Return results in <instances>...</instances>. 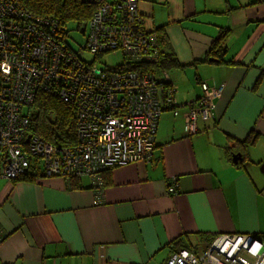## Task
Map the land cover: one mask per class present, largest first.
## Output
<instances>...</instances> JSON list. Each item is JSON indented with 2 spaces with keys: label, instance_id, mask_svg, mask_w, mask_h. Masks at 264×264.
<instances>
[{
  "label": "crops",
  "instance_id": "0c3cea01",
  "mask_svg": "<svg viewBox=\"0 0 264 264\" xmlns=\"http://www.w3.org/2000/svg\"><path fill=\"white\" fill-rule=\"evenodd\" d=\"M139 7L148 28L165 26L181 62L204 58L229 27L226 58L242 63L169 70L180 108L161 114L153 162L107 171L112 183L101 190L88 176L77 189L59 176L1 177L0 264H164L186 233L194 243L222 233L264 242V0H140ZM203 81L225 86L213 117L189 134L182 113ZM252 130L258 138L250 159L235 166L224 147ZM174 178L178 192L171 194Z\"/></svg>",
  "mask_w": 264,
  "mask_h": 264
},
{
  "label": "built area",
  "instance_id": "2783aa9c",
  "mask_svg": "<svg viewBox=\"0 0 264 264\" xmlns=\"http://www.w3.org/2000/svg\"><path fill=\"white\" fill-rule=\"evenodd\" d=\"M93 1L99 7L87 40L94 51L105 47L100 36L112 35L106 24L110 14L122 10L126 17L131 15L132 23L137 16L142 22L140 0ZM18 3L0 0V177L20 176L37 158L52 175H92L96 180L102 179L101 171L118 162L152 161L161 114L167 107L179 113L178 107L173 108L178 103L176 97L165 93L153 71L108 72L110 67L79 63L68 49V41H61L63 36L57 40L56 30L47 33L44 29L52 26L49 16H32ZM132 25L123 29L120 49L128 56L142 52L144 59L151 58L157 33ZM112 46H117L115 38ZM224 86L201 83V95L183 112L187 133H196L200 121L213 117L215 99ZM40 91L50 92L76 108L78 134L71 147H58L30 129L26 105L33 103ZM89 154L91 159H85ZM168 192H178L176 178ZM165 264H264V242L252 234L222 233L199 253L174 249Z\"/></svg>",
  "mask_w": 264,
  "mask_h": 264
},
{
  "label": "trees",
  "instance_id": "16d2710c",
  "mask_svg": "<svg viewBox=\"0 0 264 264\" xmlns=\"http://www.w3.org/2000/svg\"><path fill=\"white\" fill-rule=\"evenodd\" d=\"M20 9H27L31 12L32 16H49L52 19V26H46L44 29L47 33L52 30H56L54 37L58 40L60 36H63L62 42L68 41L67 47L77 57L78 62L86 65H94L105 69L110 67L111 71L108 72H123L122 70H128V72L149 70L153 71L156 75L161 86H164L165 93L170 92L175 96L173 92L174 85L171 79L166 76L169 70L175 68H184L189 64L196 65L198 63L210 62L217 65H240L241 61H235L233 59H227L228 51V39L231 35L232 29L229 27H223L220 34L213 40L210 47L207 49L205 57L199 60H194L189 63L181 62L175 54L170 40L167 36L165 26H160L157 29H151L157 33L155 46L150 48V51L155 53L151 58L144 59L142 52H137L135 55L128 56L123 50L120 49V45L123 43L122 31L127 26H133V23L147 27L146 14L139 10V14L142 15V22H139L137 17L131 22V15L126 17L122 10H117L108 16L110 18L106 21L109 25L108 32L110 36H100V40L105 46L103 50L94 51L88 46L87 38L91 37V22L96 12L98 11V5L93 0H17ZM140 2V1H139ZM17 6V8H18ZM144 18V19H143ZM75 25V28L73 26ZM81 31L84 42L76 41L70 36L72 30ZM149 29V28H148ZM62 31V32H60ZM127 37L134 41L130 34ZM147 37H151L150 34ZM116 39L117 46H112V41ZM110 47V48H108ZM88 56H92L89 58ZM121 56L122 62L117 65L109 63L108 57ZM213 59V60H211ZM261 77L257 81V85L260 83ZM202 83V82H201ZM211 84V83H210ZM201 86V84H200ZM217 86H221L218 84ZM195 101L191 102L185 107L184 112L194 105ZM30 112V129L41 135L45 140L58 147H71L77 141L78 134V112L73 104H69L63 101L60 97L46 91H40L37 93L33 100V103L26 105ZM24 106V111L27 109ZM179 109V103L173 108ZM166 110H174L171 107H167ZM76 111V113H75ZM165 111V110H164ZM183 114V113H182ZM258 138V133L254 130L242 139H236L229 137L230 144L224 147L225 154L229 160L238 167L244 165L246 161L250 159L249 148L253 146ZM241 155V159L235 161L234 155ZM153 162V161H151ZM111 171L106 169L99 174L102 176L103 172ZM107 172L106 179L104 178V185H110L112 178ZM65 177L67 186L72 189L82 188L80 180L84 175L69 174ZM93 178L92 175H85ZM60 177V176H59ZM45 177V165L44 162L37 158L34 160L27 173L15 178L13 181H41ZM205 238L202 242L194 243L191 241L190 234L186 233L184 236H180L177 240L172 242L171 249L173 248H186L190 251L199 253L202 249L199 247L209 245L213 238L216 236L210 234H202ZM257 236V235H256ZM260 237V236H257ZM263 239V236L260 237Z\"/></svg>",
  "mask_w": 264,
  "mask_h": 264
},
{
  "label": "rangeland",
  "instance_id": "374dc122",
  "mask_svg": "<svg viewBox=\"0 0 264 264\" xmlns=\"http://www.w3.org/2000/svg\"><path fill=\"white\" fill-rule=\"evenodd\" d=\"M148 18H147V15H146V20H147ZM73 28H75V25L73 26ZM70 36L72 37V38H74L76 41H78V42H81V44H83V42H84V38H83V35H82V33H81V31H79V30H76V29H74V30H72L71 31V34H70ZM89 58H91L92 56H88ZM108 60H109V63L110 64H112V65H117V64H120L121 62H122V57L121 56H111V57H108ZM98 141H99V139H98ZM85 156V159H87V160H90L91 159V157H92V154H89V155H84ZM135 162H141V161H130V162H128V163H121V162H118V163H116V164H114V165H112V166H110V167H107V169H115V168H119V167H123V166H128V165H130L131 163H135ZM27 171L28 170H26V172H24V173H22L21 175H23V174H25V173H27ZM80 172H81V170H80ZM56 173V172H55ZM53 173H49L47 170H45V177L46 178H51V177H57L56 175H52ZM20 175V176H21ZM77 175V174H76ZM79 176V175H78ZM19 177V176H18ZM18 177H16V178H18ZM1 178V177H0ZM3 178V177H2ZM7 179H10V180H14L15 178H7ZM94 185H95V187L96 188H98V190H101V188L104 186V182H103V179H98V180H94ZM101 193V192H100ZM97 194V196H96V198H97V201L99 202V203H102V201H103V199H102V196H101V194ZM216 235H218V234H216ZM215 238V237H214ZM213 238V239H214ZM177 248V247H176ZM176 248H173V249H171V252H170V255H171V253H172V251L174 250V249H176ZM200 248L202 249V248H204V246H201V247H199V250H200ZM170 255H169V257H170ZM168 257V258H169ZM168 258H167V260H168ZM166 260V261H167ZM166 261H165V263H166ZM164 263V264H165Z\"/></svg>",
  "mask_w": 264,
  "mask_h": 264
},
{
  "label": "water",
  "instance_id": "95a60500",
  "mask_svg": "<svg viewBox=\"0 0 264 264\" xmlns=\"http://www.w3.org/2000/svg\"><path fill=\"white\" fill-rule=\"evenodd\" d=\"M211 60H213V59H211ZM29 138H30V136H28V140H29ZM233 158H234L235 161H237V160H239L241 158V155H238V154L234 155Z\"/></svg>",
  "mask_w": 264,
  "mask_h": 264
}]
</instances>
